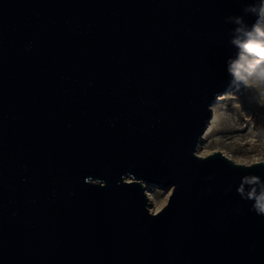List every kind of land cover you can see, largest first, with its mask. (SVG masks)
I'll return each mask as SVG.
<instances>
[{
  "label": "water",
  "instance_id": "95a60500",
  "mask_svg": "<svg viewBox=\"0 0 264 264\" xmlns=\"http://www.w3.org/2000/svg\"><path fill=\"white\" fill-rule=\"evenodd\" d=\"M247 2L0 0V264H264V161L197 154Z\"/></svg>",
  "mask_w": 264,
  "mask_h": 264
},
{
  "label": "rangeland",
  "instance_id": "374dc122",
  "mask_svg": "<svg viewBox=\"0 0 264 264\" xmlns=\"http://www.w3.org/2000/svg\"><path fill=\"white\" fill-rule=\"evenodd\" d=\"M219 98L215 113L207 122L209 127L202 134L201 151L218 150L236 163L264 161V98L256 90H246L242 84L233 85ZM150 188L162 207L166 189Z\"/></svg>",
  "mask_w": 264,
  "mask_h": 264
},
{
  "label": "clouds",
  "instance_id": "9594fccd",
  "mask_svg": "<svg viewBox=\"0 0 264 264\" xmlns=\"http://www.w3.org/2000/svg\"><path fill=\"white\" fill-rule=\"evenodd\" d=\"M243 15H229L225 23L234 25L229 31L230 45L235 49L226 61V71L232 84L246 90H256L264 98V0H252L242 5ZM255 17L249 24L245 17ZM253 211L264 215V193L254 197Z\"/></svg>",
  "mask_w": 264,
  "mask_h": 264
},
{
  "label": "bare ground",
  "instance_id": "6f19581e",
  "mask_svg": "<svg viewBox=\"0 0 264 264\" xmlns=\"http://www.w3.org/2000/svg\"><path fill=\"white\" fill-rule=\"evenodd\" d=\"M232 86H233V84L231 83L230 88H231ZM230 88H229V89H230ZM227 91H228V90H227ZM219 96H221V94H218V95L215 97V100H214L215 103H214L212 106H210V112H211V115H213V114L215 113V112H214V110H215V105H216V102L220 99ZM207 125H208V127H209V124H206V127H207ZM201 141H202V139H201ZM201 141H200L199 144H201ZM208 153H209V152L201 151V146L198 145V148H197V154L204 156V155H206V154H208ZM151 187H153V186H151ZM165 191H166V196H165V198L167 199V197H168V195H169L171 189L168 188V189H166ZM145 192H146V196H147V199H148V208L150 209L151 205L153 204V208L150 209L151 212H156V211H158V210L160 209V207H161V204H158V203L156 202L155 197H154V195H153V192L151 191L150 185H145ZM162 206H163V205H162Z\"/></svg>",
  "mask_w": 264,
  "mask_h": 264
}]
</instances>
